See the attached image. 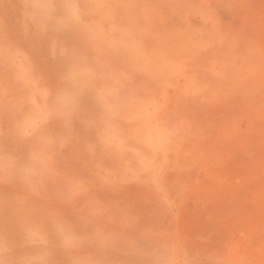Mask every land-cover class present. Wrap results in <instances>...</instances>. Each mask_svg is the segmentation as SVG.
<instances>
[{
  "label": "bare ground",
  "instance_id": "6f19581e",
  "mask_svg": "<svg viewBox=\"0 0 264 264\" xmlns=\"http://www.w3.org/2000/svg\"><path fill=\"white\" fill-rule=\"evenodd\" d=\"M25 2L0 0V155L17 162L8 172L0 166V242L12 246L14 264L45 250L48 264H149L128 252V238L175 249L189 264H200L197 252L184 244L181 254V243L155 232L150 215L132 212L121 205L125 197L110 193L139 181L161 185L157 161L172 152L177 109L195 104L219 78L212 33L218 0H89L105 6L106 16L93 17L102 19L105 34L119 37L121 29H131L143 44L141 55L79 30L40 32L25 21ZM53 40L74 49L75 57L53 56ZM65 77L82 90L71 115L62 118L50 97ZM101 91L111 111L98 103ZM33 154L43 163L25 175L20 169ZM57 223L88 242L66 252ZM27 229L35 244L28 243ZM97 234L106 239L103 246Z\"/></svg>",
  "mask_w": 264,
  "mask_h": 264
},
{
  "label": "rangeland",
  "instance_id": "374dc122",
  "mask_svg": "<svg viewBox=\"0 0 264 264\" xmlns=\"http://www.w3.org/2000/svg\"><path fill=\"white\" fill-rule=\"evenodd\" d=\"M216 14L219 78L177 109L172 152L157 161L161 185L110 195L150 215L155 232L200 264H264V0H218Z\"/></svg>",
  "mask_w": 264,
  "mask_h": 264
},
{
  "label": "clouds",
  "instance_id": "9594fccd",
  "mask_svg": "<svg viewBox=\"0 0 264 264\" xmlns=\"http://www.w3.org/2000/svg\"><path fill=\"white\" fill-rule=\"evenodd\" d=\"M104 8L103 4L90 3L89 0H58V2H55V0H30L28 2L26 0L24 18L27 23H30L40 32L47 33L51 30L56 33H72L79 30L90 39H106L109 46L113 49L123 47L135 55H141L143 44L131 29H121V35L113 37L105 34L102 19H93L95 16H106L107 13ZM51 51L53 56H56L57 52H59L61 56L75 57V50L69 48L62 41L53 40ZM4 52L6 58H9L12 55L11 45L5 46ZM14 54L17 56L22 55L19 49H16ZM81 90L82 86L72 77L64 78L63 86L50 97L51 105L58 116L67 118L71 115ZM97 99L102 109L111 111L112 106L109 102L108 94L101 91L98 93ZM58 143L62 147L65 141L61 139ZM42 163L43 161L39 155L33 154L20 171L28 175L33 173ZM0 166L6 172L16 169L17 162L15 157L8 153L0 155ZM55 228L60 247L70 254L78 251L89 240V237L77 234L63 224L57 223ZM25 235L28 243H36L35 234L31 229H27ZM96 239L101 246L106 243V239L99 236V234H97ZM39 243L47 246L48 241L45 237H40ZM124 244L130 254L149 261V264H189L186 258H179L175 249L150 245L145 241L134 238L124 240ZM12 251V246L6 240L0 242V264H14ZM49 256L50 253L45 250L36 256L23 259L20 264H48Z\"/></svg>",
  "mask_w": 264,
  "mask_h": 264
}]
</instances>
